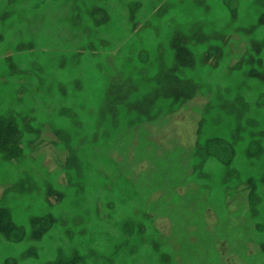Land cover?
<instances>
[{
    "label": "rangeland",
    "instance_id": "obj_1",
    "mask_svg": "<svg viewBox=\"0 0 264 264\" xmlns=\"http://www.w3.org/2000/svg\"><path fill=\"white\" fill-rule=\"evenodd\" d=\"M0 264H264V0H0Z\"/></svg>",
    "mask_w": 264,
    "mask_h": 264
}]
</instances>
